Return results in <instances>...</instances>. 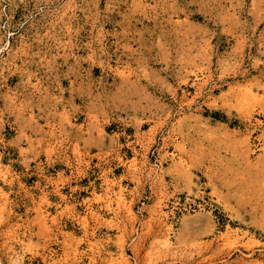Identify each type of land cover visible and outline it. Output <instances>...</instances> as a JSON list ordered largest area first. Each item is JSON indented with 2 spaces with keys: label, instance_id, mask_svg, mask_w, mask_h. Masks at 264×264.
I'll return each instance as SVG.
<instances>
[{
  "label": "rangeland",
  "instance_id": "obj_1",
  "mask_svg": "<svg viewBox=\"0 0 264 264\" xmlns=\"http://www.w3.org/2000/svg\"><path fill=\"white\" fill-rule=\"evenodd\" d=\"M0 264H264V0H0Z\"/></svg>",
  "mask_w": 264,
  "mask_h": 264
}]
</instances>
